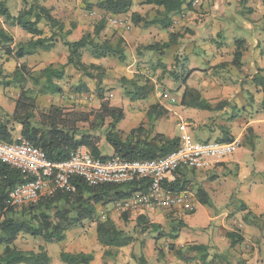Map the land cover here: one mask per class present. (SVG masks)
Segmentation results:
<instances>
[{
    "label": "crops",
    "instance_id": "0c3cea01",
    "mask_svg": "<svg viewBox=\"0 0 264 264\" xmlns=\"http://www.w3.org/2000/svg\"><path fill=\"white\" fill-rule=\"evenodd\" d=\"M99 1L5 0V6L11 17H15L24 7V4H36L47 9L54 19L65 26V31H70V34L65 38L68 42H75L85 34H92L95 26L101 20H104L105 28L100 35L107 37L110 33L109 29H113L117 32L116 36L124 40L129 47L137 46L135 42H139L142 35L133 32L134 29L132 30L130 20L126 15L131 16L135 14L141 18H146L148 11L152 8L156 12L163 11L162 8L156 6L143 5L145 0H131L132 6L130 8V14L112 16L100 11L96 7ZM91 5L93 6L91 7ZM192 6L194 11L202 12L204 21H210V25H212V22L215 23L213 25L216 28L215 34L219 36L227 34L231 37V40L230 42L219 41V44L222 43V45H217L216 47L218 49H215L216 47L211 45L215 49L213 51L208 47L206 51L211 52V55L206 59L205 69H202L197 57H195L197 56L195 53L198 51V48H203L202 43L198 40L197 34L191 46L186 49L187 52L192 54L187 62L188 70H190L186 80L188 88L196 90L200 94L201 99L205 100L212 107L220 103H224V105L221 109L213 111H202L186 107L183 118L188 120V124L193 127V134H191L195 135L194 133H196L197 136H206L205 141L222 142V140L231 138V142L239 143L240 149L244 148L247 150L245 146L248 143V146L254 145L256 148L258 144L255 141H264V109L261 107L259 111L256 110V107L261 106L263 96L260 88H256L253 84V79L260 74L259 70H264L263 0H194ZM180 15L186 18L191 15V12L183 8ZM176 17H179V15L170 18L174 20ZM0 28L12 37L13 44L10 46L11 48H15L18 44H24L31 39L29 34L18 26L12 25L10 21H6L3 17L0 18ZM235 28L248 31L250 38H246L243 34L241 36L235 35L233 31ZM39 29L43 32V37H49L50 30L44 22L39 24ZM168 32L169 35L173 33L171 29ZM131 33L132 35H130ZM109 37H113V34L109 35ZM236 39L245 41V51L243 52L241 68L239 70L234 69L231 65ZM149 45L151 44L146 45L145 43V47ZM57 52L61 53L62 60L60 59L55 63L60 65L65 64L68 56L67 49L57 40V43H55L49 52L36 50L34 54L19 60H16L14 57L8 58L4 55V52H0V65L3 64L2 68L6 69L5 65L10 64L11 66L12 64L14 72L17 66L24 65L32 57L41 55V53H52L55 57V53ZM14 60L18 61V63ZM82 61L86 62L85 64L104 66L102 63L103 60H96L92 57L85 59L84 55ZM225 64H227L228 70L225 68ZM191 70L195 71L189 74ZM212 70H215L217 73L215 77L210 76ZM13 72L11 71V73ZM71 72H75L72 67L65 69L66 82L71 81L68 78ZM11 73H8V75ZM249 74H252V76L246 77ZM198 76L199 79L203 80L200 84L194 82V79H198ZM71 82L74 81L72 80ZM82 82L87 83L84 79H82ZM192 82L193 84H191ZM60 83L57 82L59 86ZM250 84L252 86L251 88H256L259 90L257 91L259 93L256 94L249 86H243ZM181 92L183 94L184 90ZM18 94L19 91L16 92L14 100L9 101V97L4 96L3 90L0 89V110L6 114H11L14 110ZM251 95H253V99ZM61 98L62 100L58 104L53 102L44 110L41 108L39 112L45 113L51 105H59L66 109L88 112L84 111L86 104L94 110H97L100 104L92 95L87 94L70 93L67 95L64 94ZM108 98L106 97L105 99L111 107L122 109L124 118L126 112L124 104L129 107V111H127L130 112L129 118H131V121H134L131 128L127 132H123L117 129L120 122L116 125V129L122 132L123 136H126L138 127L141 118L138 110L142 107L143 101H132L130 97L124 96V93H117L116 97L109 95ZM207 119H211L209 123L206 122ZM152 134H160L156 132L154 125ZM165 136L167 137V135ZM12 138L13 141L21 140L20 126H15ZM168 138L172 139L174 137ZM98 148L102 157H114L112 149L105 143L103 136L100 137ZM84 150L86 149L84 148ZM233 154H237L236 157L231 160L226 157L215 161L208 169L203 171H178L176 179L183 186V190L178 191L177 194H181L184 199L174 209L144 208L135 213L121 214L113 208L112 203L105 206H97V217L100 220L108 217L116 227L119 224H124L123 221L125 220L123 219L128 218L127 220L132 221L133 227L140 226L138 222H142L143 225L146 224V227L158 225L160 226L159 232L164 235L160 237L158 236L159 232L146 230L143 232L145 233L143 236L145 243L142 249L138 241H136V237L132 236L134 242L127 247L118 249L119 253L114 259L113 264H137L131 258V254L136 257L143 255L149 264H201L196 260L198 259L197 253H191L187 250L190 245L204 246L210 249L207 263L216 254L221 258L222 254L226 253L229 254L227 255V259H230L228 261L229 264H255V258H257L256 264H259V262L264 264V261L258 258L259 252L264 247L263 220L259 223V227L250 226L242 221V217L248 212L256 217L264 216V154L258 153L254 157L255 160L251 166L245 161V154H238L236 151ZM259 174L263 176H258ZM197 188L205 191L213 208L202 206L197 202L195 198ZM241 205L245 207V211H242ZM199 210L202 212V216L198 220L194 219L193 217ZM177 223H181L184 227L178 229L175 239H171V230L176 228ZM93 225L94 228L91 237L95 241L97 238L95 224ZM75 229L77 228L66 232V238L64 240L65 248L62 252L91 255V250L88 247H82L81 244L83 242L79 244L78 248L84 249L75 252V243L71 244L70 242L71 234L79 232V229ZM120 230L128 233L125 228H121ZM231 232H235L243 238V242L233 248H230V242L226 237L227 233ZM169 245H174L175 250L181 251L184 258L188 259V261H182L180 258H176L174 253L169 254ZM39 247H42L46 252L48 251L47 244H44L42 241L39 243ZM159 253H161V256H159ZM59 255L57 258H59ZM102 256L103 252H101L99 257L94 254L92 256V263H99ZM51 264H62V262L58 263V259L54 260L51 258ZM211 264H218L216 257Z\"/></svg>",
    "mask_w": 264,
    "mask_h": 264
},
{
    "label": "trees",
    "instance_id": "16d2710c",
    "mask_svg": "<svg viewBox=\"0 0 264 264\" xmlns=\"http://www.w3.org/2000/svg\"><path fill=\"white\" fill-rule=\"evenodd\" d=\"M146 5H152L162 8V12L157 11L158 17L151 20L141 18L138 15H131V20L135 25L142 24L143 28L154 25H160L164 29L169 28V19L171 16L180 14L183 8L188 9L187 0H145ZM187 4V5H185ZM264 5V0H263ZM97 8L109 15L117 16L127 14L132 6L131 0H100L96 4ZM5 18L12 25L18 26L24 32L31 36V39L18 44L15 48L10 46L13 39L2 28H0V44L3 46L4 55L8 58L14 57L16 60L34 54L36 50H51L57 40L67 49L68 56L63 65H49L40 70L37 76L30 77L34 86H40L43 95H62V88L57 84L65 79V69L72 67L81 76L101 83L104 68L93 64H85L82 61L84 51L97 60L106 58H117L124 61L125 55L121 47L122 41L113 42L112 38L101 37V32L105 28V21L101 20L94 28L92 34L83 35L78 41L68 42L65 38L70 31H65V26L54 19L50 12L39 5H27L11 17L5 0H0V18ZM44 22L50 30L49 37H43V32L39 29V24ZM177 35L171 33L169 41L162 45L163 48H170ZM235 50L231 65L241 68V59L245 51V41L236 40L234 42ZM159 44L144 47L146 51L154 52L160 49ZM25 65H19L12 73L9 81L4 78L0 80V85L4 87L14 84L19 89L18 98L15 101L14 110L11 114L2 113L0 110V142L12 143V133L15 126H20L21 140H25L35 148L45 153L51 163H62L66 161L71 152L78 148H85L94 158L101 160L108 159L102 157L98 148L100 135L104 137L105 143L112 149L114 157L122 161L132 162L137 160H152L167 155L178 146V137L168 138L163 134H152V121L157 120L167 114L165 109H159L157 105L149 107L146 118L149 122V128L139 125L126 136L116 129V125L124 119V113L120 108L111 107L106 101L99 86L96 88L95 97L100 102L97 110L81 112L78 110L66 109L59 105H51L45 113H36V95L33 90L24 88L25 84ZM253 84L260 88L262 93L261 107L264 109V70H259ZM1 76V74H0ZM188 78L185 77L183 83ZM3 81H5L3 83ZM126 82V80H123ZM84 91V92H83ZM146 91V85L137 87L135 91H125L132 101L145 100V96L140 92ZM87 92L86 87H77L73 94ZM181 106L202 110L213 111L221 109L224 103L212 107L205 100L201 99L200 94L187 86L181 95ZM231 138L222 140V142H231ZM26 181L23 173L11 170L0 164V264H51V258L47 252L39 247L37 251H23L16 246V242L22 237L39 239L44 244L59 243L65 240L66 232L71 229L81 227L84 222L95 224V234L98 244L103 247V257H113L111 250H118L127 247L134 242V238L123 230L118 229L112 220L105 217L100 220L97 217V206L109 205L131 197L136 193H144L148 189V183L144 180L136 181L123 186L100 185L88 186L82 180L74 179L72 186L74 191L66 192L64 190H53L47 195L39 198L36 204L24 206L21 208H11L6 205V199L9 191L18 183ZM170 192L177 193L183 190L176 179L175 182L164 185ZM195 198L202 206H211V202L201 188L195 191ZM242 211L245 207L241 205ZM264 220V216L256 217L250 212L246 213L242 221L250 226L259 227V223ZM139 225L143 224L138 222ZM184 225L177 223L176 228L172 229L171 239L176 238L178 229ZM160 226L150 225L144 227L141 231L151 230L159 232ZM163 237V233H158ZM226 237L230 242V248L243 242V238L235 232L227 233ZM168 250L180 258L182 261H188L184 258L181 251H176L174 245H169ZM187 250L191 253H197L201 264H211L216 254L207 263L209 257V248L204 246L190 245ZM161 256V253H159ZM132 258L137 264H149L143 255ZM60 262L63 264H90L92 255L82 253L69 254L61 252Z\"/></svg>",
    "mask_w": 264,
    "mask_h": 264
},
{
    "label": "rangeland",
    "instance_id": "374dc122",
    "mask_svg": "<svg viewBox=\"0 0 264 264\" xmlns=\"http://www.w3.org/2000/svg\"><path fill=\"white\" fill-rule=\"evenodd\" d=\"M187 1L191 2V4H189V8L187 9L189 12H191V15L189 17L184 18L182 17V15H180L181 14L180 13L178 14L179 17H176V19L174 20L169 19L170 25L168 29H164L160 25H154L148 28H143L142 24L135 25L131 20V16L126 15L127 18H129L130 20L132 30L134 29L133 32L135 34L142 35L141 40H139V42L138 41L135 42L137 46L129 47L124 40L116 36L117 32H115L113 29H109L110 33L108 34L107 38H112L109 37V35L113 34V40H112L113 42H117L118 40L122 41L121 47L124 51L125 59L124 61H119L117 58L100 59L103 60L102 63L104 65L103 66L104 72H103V77L101 79V83L99 85L96 82L81 76L77 71L74 70L75 72L74 73L71 72L69 75L70 77H68L69 80L71 79V81L73 80L74 82L71 81L66 82L65 81L66 79H64L60 83V86L63 91L62 95H50V94L43 95L41 93L40 86H34L30 77L33 76L36 77L40 70L44 69L46 66L50 64H52L53 66L60 65L58 63L56 64L55 62H57L60 59L62 60L61 58L62 55L60 52L55 53V57L52 53H47V54L41 53V55L39 54L27 60V62L24 64L26 67V73H25L26 79H25V84L23 85L24 88L33 90L36 95L37 115L40 114L39 111L41 108L44 110L49 104L53 102L58 104L59 102H61L62 100L61 97L64 94L67 95L73 93V90L77 87L84 88L85 86L87 92L80 94L92 95L94 99H97L95 97L94 91L98 86L100 88V91L103 93L104 97L108 98L109 95H112V97H116L117 93H121V94L124 93V96L129 97L125 91H135L137 87L140 86L142 87L143 85H146V91L140 92V94L145 96V100H142L143 101L142 107L138 110V113L140 114L141 117L138 126L143 125V127H145L146 129L149 128V122L147 121L145 112H147L148 107H150L151 105H157L159 109H165V111L167 112L165 116L152 121V124L154 125V128L157 133L167 135V137L175 138L180 134L179 125L184 123L189 126L190 129L188 130L190 131V133L193 134V127H191L188 124L189 123L188 120H185L183 118L184 116L183 113H185L186 107H183L180 104L181 95H182L181 91H183L184 87L187 86L186 82L184 85L183 80L185 79V77H187L188 72L190 71L188 70L189 68L187 62H188V58L192 55L190 52H187L186 49L191 46L197 34L198 40L202 43L203 48L202 47L198 48V51L195 53V55L197 54V56L195 57H197L199 64H201L202 66V69H205L206 59L209 58L211 55V52L206 51L208 47L212 49V51L218 49L216 46L222 45V43L219 44V41L222 40L224 42H228V41L230 42L231 37L227 34L224 36L223 35L219 36L218 34H215L216 28L213 26L215 25V23L212 22V25H210V21L209 22L204 21L202 12L199 13V11L193 10L192 2L194 0H187ZM92 6L93 5H91V7ZM8 7L10 6L8 5ZM127 14H130V10ZM178 15H174V16H178ZM154 17L161 18L158 17L157 12L154 10V8H152L150 11H148V15H146L145 19L151 20ZM169 29H171L173 33L177 35V37L174 40V43L170 44L171 47L167 49V48H163L162 45H164L169 41V32H168ZM233 31L235 35L241 36L243 34V36H245L246 38L248 39L250 38V35L246 30L243 31L235 28ZM130 35H132V33ZM236 40H241V39H236ZM145 43L146 45L149 43L151 45L159 44L161 48L151 53L144 49ZM211 45L216 48L213 49ZM49 51L50 50H48V52ZM0 52L1 53L3 52V46L1 44H0ZM83 55L85 59L92 57L88 51H84ZM14 61L18 63V61L16 60ZM225 65H226L225 68H227L228 70L227 64ZM2 66L3 64L0 65V74H1L0 80L6 78L8 79L6 81H9L12 75L11 71L13 72L14 68L12 64L11 66L10 64L5 65L6 69H3ZM194 71L195 70H191L189 74H191ZM8 73H11L9 74L10 76L8 75ZM210 73H211L210 74L211 77H215L217 74L215 70H212ZM251 76L252 74H249L246 77H251ZM82 79H84L87 83L82 82ZM124 79L126 80V82L123 81ZM202 81L203 80L199 79V76L198 79L197 78L194 79L195 83L200 84ZM4 82L5 81H3V83ZM191 84H193V82ZM251 84L243 85V86L245 87L249 86L251 88L252 87ZM0 89L3 90L4 96L9 97L8 99L9 101H13L14 96H16V92L19 91L18 87L15 86L14 84L7 87L0 85ZM252 90H254L256 94L259 93L257 92L259 90H257L256 88ZM161 92H167L173 98H175L176 100L175 104H171L169 102L163 101L162 98L160 97ZM251 96L253 99V95ZM256 108H257L256 110L259 111L261 109V106ZM124 109L126 110L125 118L118 124L117 129L123 132H127L133 125L134 121H131V118H129L130 112H127L129 111V107L124 104ZM89 110L92 109L86 104L84 111H89ZM210 120L211 119H207L206 122L209 123ZM151 132H153V128H151ZM194 134L195 135H192L194 141L206 140V136L203 135L197 136L196 133ZM255 143L258 144L256 148L254 145L248 146L249 143L247 144V146H245L248 151L244 148L241 149L238 148L235 150L236 153L238 154H245V161L248 162V165L250 166L253 165V161L255 160L254 157H256L258 153L264 154V141L263 140L257 142L255 141ZM236 155L237 154H233L230 157L228 156L229 160L236 157ZM258 176H263V175L259 174ZM232 200L234 201V199ZM237 203L239 202L237 201ZM208 208H213L212 204ZM201 216H202V212L199 210L193 218L198 220ZM127 219H123L125 220L123 221L124 224L123 223L119 224L117 228L118 229L125 228L131 236L136 237L137 239L136 241H138L140 248L141 249L144 248L145 238L143 236L145 233L141 232V230L144 227H146V224L145 225L141 224L140 226L133 227L132 221ZM93 224L94 223L84 222V224L81 227L75 229V230L79 229L78 230L79 232H76L75 234L74 233L71 234L70 242L71 244L75 243V248H76L75 252L84 249V248H78L79 244L83 242L84 244L83 243L81 244L82 247H88V249L91 250L92 256L95 254L96 256L99 257L101 255V252L104 251V249L98 244L97 240L94 241V238L91 237L94 228ZM262 225H264V220L262 221ZM40 242L41 240L39 239H31L29 237L24 236L16 242V246L23 251H37ZM64 248H65V241L59 243L47 244V249H48L47 252L49 254L48 256H50L54 260L58 259V263H61L59 258H57V256L59 255L60 252L64 251ZM111 251L113 257L108 258L102 256L101 261L96 264H113L114 259L118 256L119 251L118 250H111ZM168 253L171 254L172 252L169 251ZM132 255L133 254L130 255L131 258ZM227 255L229 254L225 253L222 254L221 258L216 257L218 264H223L230 261V259H227L228 257ZM199 256L200 255L197 256L198 259ZM258 258L264 261V247L259 252ZM256 259L257 258L254 259L255 264H256ZM90 264H93L92 261L90 262ZM227 264H229V262ZM259 264H261V262H259Z\"/></svg>",
    "mask_w": 264,
    "mask_h": 264
},
{
    "label": "built area",
    "instance_id": "2783aa9c",
    "mask_svg": "<svg viewBox=\"0 0 264 264\" xmlns=\"http://www.w3.org/2000/svg\"><path fill=\"white\" fill-rule=\"evenodd\" d=\"M160 97L171 104L176 102L167 92H161ZM188 129L184 123L179 125L178 146L167 155L132 162L117 157L101 160L92 157L84 148H78L66 161L56 164L49 162L44 152L25 140L0 142V164L26 177L25 182L16 184L9 191L6 205L18 209L36 204L41 196L56 189L72 192L74 179L82 180L88 186H123L144 180L148 183L146 192L113 202V208L121 214L144 208L174 209L184 198L164 185L175 182L178 171H203L239 148L238 142L194 141Z\"/></svg>",
    "mask_w": 264,
    "mask_h": 264
}]
</instances>
